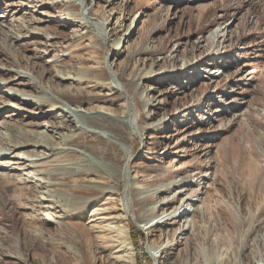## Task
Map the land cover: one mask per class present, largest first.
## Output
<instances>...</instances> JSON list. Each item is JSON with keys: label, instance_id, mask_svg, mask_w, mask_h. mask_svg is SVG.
Returning <instances> with one entry per match:
<instances>
[{"label": "rangeland", "instance_id": "rangeland-1", "mask_svg": "<svg viewBox=\"0 0 264 264\" xmlns=\"http://www.w3.org/2000/svg\"><path fill=\"white\" fill-rule=\"evenodd\" d=\"M10 142L0 264H128L121 224L134 264L264 259V0H0Z\"/></svg>", "mask_w": 264, "mask_h": 264}, {"label": "bare ground", "instance_id": "bare-ground-1", "mask_svg": "<svg viewBox=\"0 0 264 264\" xmlns=\"http://www.w3.org/2000/svg\"><path fill=\"white\" fill-rule=\"evenodd\" d=\"M224 26V22H221L219 23L218 27L216 29H214V31H216L217 29L219 28H222ZM225 28V27H224ZM223 28V29H224ZM104 70H105V67H104ZM93 75V74H92ZM67 95V94H65ZM55 103L57 101V97H53L51 98ZM82 114V116H85L84 113H80ZM97 115L99 116H104L103 113H97ZM127 117L125 118H129V115H126ZM128 124V123H127ZM102 128L105 127V125H100ZM111 137H115L114 135H110ZM92 141H80V140H77V141H73L72 140V145L76 146V147H81L83 149H88L96 154H103L106 152V147L108 145H111L109 143L110 141V138H106L105 140H100V141H96L95 139H92V137L90 138ZM19 141L20 140H23L24 142H28L29 139L27 138H24L22 137L21 139H18ZM20 143V142H19ZM16 147V143H12L10 142V146H4V148H1L0 149V159L5 156L9 150H12V148ZM26 161V160H25ZM24 161V162H25ZM126 165V164H125ZM117 169V163L114 162V161H110V170H115ZM124 170H125V167H124ZM1 177L3 179V181H5L6 183H14L13 181H10L8 180V178H6L5 175L1 174ZM125 179V173L123 171V174L120 175V177L118 179ZM100 190H103L101 189V186H97ZM96 193V192H95ZM143 194V193H142ZM139 200H146V201H152L153 200V194H143V195H140L138 197ZM144 208L143 207H140L139 210H143ZM154 206L150 209H148V213L147 215L148 216H153L154 215ZM183 213H185V211H183L182 213L180 214H177V213H168V212H162L160 213V217L158 218H152L149 222H146L144 224H141L140 226H142L143 228H146V229H149L151 228L152 226L154 225H157V224H160V223H163L164 221L166 220H170L172 218H176V217H179L181 214L183 215ZM125 218V216H123ZM83 232V231H82ZM117 237L119 239V246L122 248H120V251H122V254H120L119 256L121 257V260L125 261L126 263L128 264H134V258H133V245H132V242H131V239L129 238V235H128V226L126 224H121L119 225V227L117 228ZM1 241L2 242H8L9 239L8 237L5 238V237H1ZM166 245L165 244H160V245H153V244H149L147 246V250H148V253H150V255L154 258H156V261L157 263L159 262V258H160V253H161V250L165 247ZM255 264H264V259H260V260H257Z\"/></svg>", "mask_w": 264, "mask_h": 264}]
</instances>
